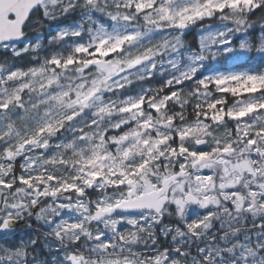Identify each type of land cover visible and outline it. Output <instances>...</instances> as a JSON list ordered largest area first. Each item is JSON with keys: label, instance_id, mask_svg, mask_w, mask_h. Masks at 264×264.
I'll return each instance as SVG.
<instances>
[{"label": "snow or ice", "instance_id": "1", "mask_svg": "<svg viewBox=\"0 0 264 264\" xmlns=\"http://www.w3.org/2000/svg\"><path fill=\"white\" fill-rule=\"evenodd\" d=\"M0 264H264V0H0Z\"/></svg>", "mask_w": 264, "mask_h": 264}]
</instances>
